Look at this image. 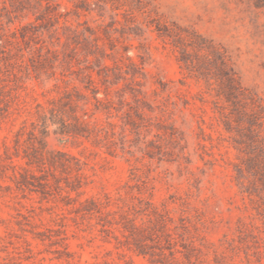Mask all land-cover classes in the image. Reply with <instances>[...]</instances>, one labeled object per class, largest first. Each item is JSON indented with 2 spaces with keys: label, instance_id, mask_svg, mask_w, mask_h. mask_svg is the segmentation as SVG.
Returning <instances> with one entry per match:
<instances>
[{
  "label": "rangeland",
  "instance_id": "1",
  "mask_svg": "<svg viewBox=\"0 0 264 264\" xmlns=\"http://www.w3.org/2000/svg\"><path fill=\"white\" fill-rule=\"evenodd\" d=\"M262 162L256 0H0V264H264Z\"/></svg>",
  "mask_w": 264,
  "mask_h": 264
},
{
  "label": "trees",
  "instance_id": "2",
  "mask_svg": "<svg viewBox=\"0 0 264 264\" xmlns=\"http://www.w3.org/2000/svg\"><path fill=\"white\" fill-rule=\"evenodd\" d=\"M256 6L257 7H264V0H256ZM227 82L229 83V93L226 97L227 102L231 104L232 110H239L241 114L245 115L248 121V128L249 131L255 136H259L256 134L261 133V126L263 123L261 112H257V110H250L247 111V103H245L246 98L241 92L240 88L236 86L234 79L229 76ZM252 106V105H250ZM243 109V110H242ZM235 112V111H234ZM254 137V136H253ZM263 163V162H262ZM258 175L261 177V180L264 184V163L258 170Z\"/></svg>",
  "mask_w": 264,
  "mask_h": 264
}]
</instances>
